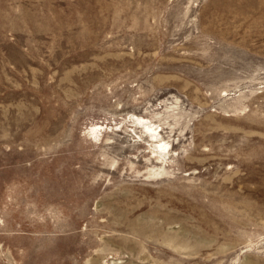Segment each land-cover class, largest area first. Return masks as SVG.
<instances>
[{"label":"rangeland","instance_id":"obj_1","mask_svg":"<svg viewBox=\"0 0 264 264\" xmlns=\"http://www.w3.org/2000/svg\"><path fill=\"white\" fill-rule=\"evenodd\" d=\"M0 264H264V0H0Z\"/></svg>","mask_w":264,"mask_h":264},{"label":"bare ground","instance_id":"obj_2","mask_svg":"<svg viewBox=\"0 0 264 264\" xmlns=\"http://www.w3.org/2000/svg\"><path fill=\"white\" fill-rule=\"evenodd\" d=\"M136 121V125L138 126L139 124H143L145 122L144 119L141 118H135ZM149 136L153 137L154 139H156L159 136V133L156 132V130L154 128H152L150 125L145 127ZM168 145L163 143L162 145H160V152L163 156H168L169 155V151L167 150Z\"/></svg>","mask_w":264,"mask_h":264}]
</instances>
